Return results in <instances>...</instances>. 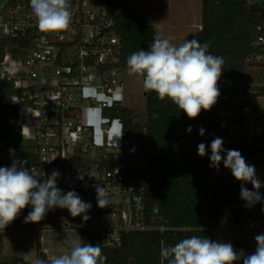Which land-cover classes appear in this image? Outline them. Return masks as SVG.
<instances>
[{
    "label": "built area",
    "instance_id": "obj_1",
    "mask_svg": "<svg viewBox=\"0 0 264 264\" xmlns=\"http://www.w3.org/2000/svg\"><path fill=\"white\" fill-rule=\"evenodd\" d=\"M116 1L117 7L107 8L90 0H69V28L46 34L36 26L29 0H0V88L8 83L15 91L3 96L2 102L17 107L22 145L30 151L29 156H20L0 139V166L18 159L41 176L58 170L57 186L65 193L75 191L92 205L86 222L63 209L64 224L76 230H99L105 246L120 244L123 232L165 229L145 222L144 188L127 184L120 168L105 161L107 154L118 157L123 148L120 118L107 113L125 106V67L116 17L126 4ZM245 1L259 8L263 20L253 29V51L245 59L244 77L227 87L219 96L221 104L208 111L206 141L210 144L215 137L222 138L224 146L259 145L264 140V108L254 114L243 111V99L264 97V0ZM89 109H96L102 122L92 124ZM116 123L119 132L113 130ZM115 134L119 142L113 139ZM78 157L84 167L67 165ZM247 163L256 172L264 168V151ZM212 174L232 176L229 169ZM97 184L108 192L110 205L103 209L97 206ZM259 191L264 197V187ZM253 207L255 212L246 214L241 227L263 230L264 199Z\"/></svg>",
    "mask_w": 264,
    "mask_h": 264
},
{
    "label": "trees",
    "instance_id": "obj_2",
    "mask_svg": "<svg viewBox=\"0 0 264 264\" xmlns=\"http://www.w3.org/2000/svg\"><path fill=\"white\" fill-rule=\"evenodd\" d=\"M107 8L118 6L116 0H90ZM263 20L259 8L245 0H201V23L195 40L207 43L208 51L223 57L224 64L218 82L220 95L244 77L245 59L253 51L251 36L255 25ZM116 32L121 38L122 61L127 67V57L141 49H150L156 35L153 24H139L134 12L123 5L116 17ZM15 91L8 83L0 88V139L7 142L9 150L20 156H29L30 151L22 145V134L17 122V107L2 102L3 96ZM221 104L218 102L213 106ZM144 119L134 109L117 106L108 109L111 116L121 121V142L131 147L140 142L146 144L145 159L133 163L120 151L118 157L107 154L109 166L117 165L127 184L142 186L145 202V222L157 228L134 230L121 234V243L105 246L100 231L81 228L80 238L92 245H99L104 264H167L160 255L162 247L174 245L192 235L206 236L214 240V228L224 225L239 227L244 224L246 212L241 199V182L233 176H215L217 169L210 167V143L206 141L208 111H201L195 119H189L171 101H160L154 92H146ZM191 126L189 133L187 128ZM205 130L204 135L199 129ZM208 146L204 157L198 155V145ZM241 152L248 162L255 154L264 151L254 142L236 146H224ZM122 148V149H123ZM222 156L226 153L222 152ZM69 166L84 167L78 157ZM219 169H226L223 163ZM245 187V185H244ZM188 227V230L181 229ZM237 252V246L233 247ZM37 258L47 256L38 237ZM14 264H27L22 257H14Z\"/></svg>",
    "mask_w": 264,
    "mask_h": 264
},
{
    "label": "clouds",
    "instance_id": "obj_3",
    "mask_svg": "<svg viewBox=\"0 0 264 264\" xmlns=\"http://www.w3.org/2000/svg\"><path fill=\"white\" fill-rule=\"evenodd\" d=\"M36 26L43 33H55L69 28L72 14L69 0H29ZM207 43L195 39L173 44L167 38H156L150 49L131 53L126 60L128 74L141 79L145 92H154L160 101H171L189 119L197 118L201 111H209L218 102L220 89L218 82L222 75L223 57L211 54ZM190 133L191 126L187 128ZM205 130L199 129L204 135ZM224 141L215 137L210 144V167L217 170L221 163L241 182V199L251 207L264 197L260 188L264 184L256 175L255 166L249 165L241 152L226 150ZM208 146L198 145V155L204 157ZM13 152V150H10ZM226 153L222 156L221 153ZM25 162L13 159L11 165L0 166V230L13 222L27 206L31 211L25 223H37L49 211L56 208L67 209L72 217L82 216L86 222L91 209L75 191L64 192L57 186L60 178L58 170L41 176L24 166ZM77 179L82 180L83 175ZM250 183L253 190L244 187ZM97 206L110 205L108 192L102 184L95 185ZM256 249L251 255L237 253L230 243L214 241L206 236L192 235L162 247L160 255L167 264H264V234L255 237ZM106 257L99 245L79 240H69L61 246L57 254L49 259H36L34 264H104Z\"/></svg>",
    "mask_w": 264,
    "mask_h": 264
},
{
    "label": "rangeland",
    "instance_id": "obj_4",
    "mask_svg": "<svg viewBox=\"0 0 264 264\" xmlns=\"http://www.w3.org/2000/svg\"><path fill=\"white\" fill-rule=\"evenodd\" d=\"M125 4L132 9L135 18H139L143 23H150L155 26L156 35L154 40L158 37L167 38L173 44L178 45L185 40V37L189 33L195 34L200 28L201 0H125ZM123 76L127 92L126 105L128 108L135 110L139 115V120H143L146 106V92L142 87L141 79L135 75L130 76L127 72V67L124 68ZM243 104L245 106L243 110L245 114H254L264 108V97L245 98L243 99ZM254 106H258L257 110L253 108ZM88 119H92V124H97L101 121L96 109H89ZM108 140L110 141V138ZM27 143H32V141H27ZM146 149V144L140 142L134 147L125 144L121 151L125 159L133 163H141L145 159ZM116 150L119 151V149ZM256 175L261 176L263 179L260 181L264 182V168L257 171ZM251 186L248 183L245 187L250 189ZM244 205L247 211H249L247 212L248 214L255 212L254 207L247 206L245 201ZM59 210L62 211L63 209ZM258 234H261L259 230H247L244 227L219 229L214 232V241L230 243L233 247L237 246V253H241L242 251L247 256L255 251V237ZM6 235L4 247H0V263L6 261L9 264H14L12 261L14 257H23L28 261L27 264H34L38 238L36 239L35 247L29 249L30 253L28 251L17 252L18 246L16 242L18 237L11 233H7ZM236 264H243V259L237 261Z\"/></svg>",
    "mask_w": 264,
    "mask_h": 264
},
{
    "label": "crops",
    "instance_id": "obj_5",
    "mask_svg": "<svg viewBox=\"0 0 264 264\" xmlns=\"http://www.w3.org/2000/svg\"><path fill=\"white\" fill-rule=\"evenodd\" d=\"M126 97H127V92H126V84H125V101H124L125 106H127ZM113 130L119 132L120 124L118 123L113 124ZM113 137L115 142H119L120 136L118 134L117 135L115 134ZM257 177L260 180L263 179L261 176H257ZM244 208L246 214H248L247 212L249 211H247L245 205ZM31 210H32L31 206H27L25 209L21 211L19 216L13 222H11L8 226H6L4 230H0V247H4V243L7 238L6 234L11 233V234H15V236L18 237V240L16 242V245L18 246L17 252H26V251L29 252V249L35 247L36 239L39 237L41 248L45 252L47 259H49L53 254L58 253V250L61 246L66 247L69 240L80 239L79 230L73 229L64 224L62 211H60L59 209H54L52 211H49L45 216V218L40 222L25 223L24 222L25 217ZM237 228H242V227L241 226L233 227L230 225H224L221 227L214 228V232L219 229H237ZM259 231L261 234L264 233V229ZM35 255H37L36 252ZM36 258L37 256L35 257V259Z\"/></svg>",
    "mask_w": 264,
    "mask_h": 264
},
{
    "label": "water",
    "instance_id": "obj_6",
    "mask_svg": "<svg viewBox=\"0 0 264 264\" xmlns=\"http://www.w3.org/2000/svg\"><path fill=\"white\" fill-rule=\"evenodd\" d=\"M136 20L138 21L139 24H144L139 18H136ZM194 33H189L186 37H185V40H191L194 38ZM0 264H9L8 262L4 261V262H1Z\"/></svg>",
    "mask_w": 264,
    "mask_h": 264
}]
</instances>
